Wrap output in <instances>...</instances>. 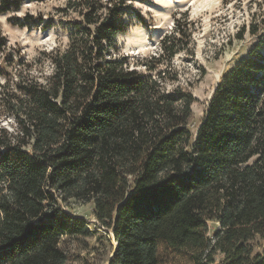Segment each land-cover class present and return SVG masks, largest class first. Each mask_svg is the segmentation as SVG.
<instances>
[{"label": "trees", "instance_id": "trees-1", "mask_svg": "<svg viewBox=\"0 0 264 264\" xmlns=\"http://www.w3.org/2000/svg\"><path fill=\"white\" fill-rule=\"evenodd\" d=\"M47 1L0 0V14ZM130 1H68L58 24L26 16L67 37L39 54L47 76L0 33V264H65L64 244L91 236L69 201L111 231L109 264H264V54L221 80L193 137L196 24L181 14L130 67L116 45L139 18Z\"/></svg>", "mask_w": 264, "mask_h": 264}, {"label": "rangeland", "instance_id": "rangeland-1", "mask_svg": "<svg viewBox=\"0 0 264 264\" xmlns=\"http://www.w3.org/2000/svg\"><path fill=\"white\" fill-rule=\"evenodd\" d=\"M68 1L78 0L25 2L18 12L0 14V33L6 40L7 51L13 54L16 63L22 61L32 66L31 74L36 77L50 74L48 63L39 54L66 45L67 37L57 29L43 31L41 25L33 27L32 20L26 22L24 18H42L45 23L51 20L58 24L60 20H67L57 11L64 9ZM129 3L139 18H133L127 32L117 36L116 45L117 57L125 58L130 67L157 53L160 40L171 31L174 20L181 14L188 15L196 24L193 35L196 67L192 75L198 80L192 89L195 102L187 126L194 137L221 80L252 49L259 46L258 51L264 54V0H132ZM72 18L74 15L68 19ZM242 29L243 38L238 40ZM253 29L255 35L250 34ZM35 59L40 63H33ZM13 67L18 69L15 64ZM197 69L204 71L200 78ZM138 70H142L141 67ZM1 122L9 131L13 129L9 119L3 117ZM61 208L68 216L83 221L91 233L89 237L68 240L64 244L65 264H109L116 245L111 231L99 227L92 204L69 201L61 204ZM208 228L211 236L218 225L209 223ZM222 261L221 255L215 256L216 264Z\"/></svg>", "mask_w": 264, "mask_h": 264}, {"label": "water", "instance_id": "water-1", "mask_svg": "<svg viewBox=\"0 0 264 264\" xmlns=\"http://www.w3.org/2000/svg\"><path fill=\"white\" fill-rule=\"evenodd\" d=\"M115 250H116V248L114 249L113 254L115 253ZM113 254H112V256H111V258H110V260H109V263H110V261H111V259H112V257H113Z\"/></svg>", "mask_w": 264, "mask_h": 264}]
</instances>
